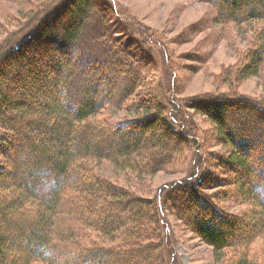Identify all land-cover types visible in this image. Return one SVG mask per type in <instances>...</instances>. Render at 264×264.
<instances>
[{
  "label": "trees",
  "instance_id": "trees-1",
  "mask_svg": "<svg viewBox=\"0 0 264 264\" xmlns=\"http://www.w3.org/2000/svg\"><path fill=\"white\" fill-rule=\"evenodd\" d=\"M197 1L212 5L218 23L261 24L251 28L247 64L233 82L256 76L264 60V0ZM127 18L135 19L111 0H61L20 41L0 43V76L12 82L8 90L7 83L0 86V110L15 112L0 118L1 152L10 158L6 169L0 166V264H156L157 246L149 240L173 194L189 210L177 217L212 248L216 261L227 248L246 250L264 232V102L218 94L186 104L236 149L220 163L242 173L239 190L253 207L244 215L229 214L205 192L211 183L199 176L200 138L173 93H167L165 109L151 98L129 103L144 87L148 62L121 36L131 33L123 25ZM138 26L144 42L166 48L147 26ZM42 93L49 104L42 98L36 109L30 107ZM120 110L134 116L112 122L109 117ZM156 118L161 132L154 129ZM168 131L175 133L173 141ZM15 133L24 138L13 140ZM187 146V176L161 186L154 198L132 194L90 165L107 161L115 170L153 174ZM240 224L256 228L233 240L242 234ZM86 227L106 240H87ZM244 254L230 264H251Z\"/></svg>",
  "mask_w": 264,
  "mask_h": 264
},
{
  "label": "rangeland",
  "instance_id": "rangeland-1",
  "mask_svg": "<svg viewBox=\"0 0 264 264\" xmlns=\"http://www.w3.org/2000/svg\"><path fill=\"white\" fill-rule=\"evenodd\" d=\"M111 1L121 13L135 18L134 21L129 18L124 20L123 25H127L125 27L131 33L121 36L124 41L131 43L133 52H140L144 62H148V69L146 68L147 71L144 72L146 75L144 87L129 103L151 98L163 108L169 104L167 93L171 91L174 98L181 104L180 109L190 123H188L190 130L200 138L204 159L198 167L199 170L201 169L199 176L205 174L204 177L211 183L210 187L206 186L205 192L212 194L216 205L226 213L244 215L247 211L251 212L253 207L251 199L241 195L239 190L243 184L242 173L230 171L227 166L220 163L222 157L227 158L231 151L236 149H232L219 138L216 126L204 115L197 113L195 109L187 108L186 104L192 103L190 99L199 101L204 97L218 94L243 95L264 102V60L256 76L233 82L235 73L247 64L246 55L254 37L251 28L257 31L261 24L255 23L250 27V25L218 23L215 19L216 11L212 5L197 0ZM60 2L61 0H0V43L10 44L20 41L33 30L41 16L52 11L53 7ZM44 4V8L38 12L37 9ZM36 11L37 13L34 14ZM138 23L147 26L152 33L156 34L166 48L159 44L160 47H156L155 44L151 46L149 42H144ZM152 33L146 35L151 36ZM0 79V86L7 83L6 88L12 84L7 75H1ZM42 98H45L49 104L50 96L42 93L35 99L36 102L30 103L29 106L36 109ZM7 113L15 112L10 107H5L0 110V118L3 119ZM133 116L134 114L120 110L112 114L109 119L112 122H120ZM156 120L158 124L154 126V129L161 132L159 119L156 118ZM36 130L38 129L34 128L32 134ZM174 136L173 131L167 134V138L171 141ZM15 138L22 139L24 136L15 133L13 140ZM42 140L45 145L50 143L46 137H42ZM1 146L2 144H0V166L6 169L10 158L1 152ZM18 158L21 159L19 156ZM191 158L190 148L187 146L173 162L153 174L115 170L107 161L90 162V165L93 166L96 174L119 187L130 190L132 194L154 198L161 186L187 176L186 170ZM2 172L4 173L3 170ZM17 173L20 174L19 171L15 172L16 175ZM2 174H0V183L4 180ZM7 181L10 179L8 178ZM166 199L170 209L164 210L163 224L159 228H154L153 236L149 240L157 246L154 248L157 253L156 264H230L239 252L243 254L245 252L244 255L251 264H264V232L249 243L246 250L240 248L239 251H235L227 248L223 251V257L216 261L212 248L195 237L190 228L177 217L189 210L182 206L174 194ZM172 202L175 204L174 208L171 205ZM236 228L239 232L236 233L242 232V234L234 237L233 240L246 238L247 234L256 227L252 224H240ZM85 229L83 232L87 233V240L91 241L93 238L102 242L106 240L92 228ZM66 241L70 239L67 238Z\"/></svg>",
  "mask_w": 264,
  "mask_h": 264
}]
</instances>
